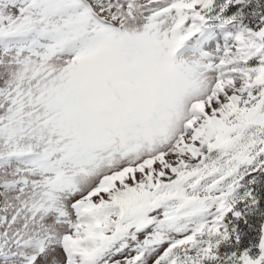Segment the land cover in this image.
Wrapping results in <instances>:
<instances>
[{
	"label": "snow or ice",
	"instance_id": "1",
	"mask_svg": "<svg viewBox=\"0 0 264 264\" xmlns=\"http://www.w3.org/2000/svg\"><path fill=\"white\" fill-rule=\"evenodd\" d=\"M0 264H264V0H0Z\"/></svg>",
	"mask_w": 264,
	"mask_h": 264
}]
</instances>
